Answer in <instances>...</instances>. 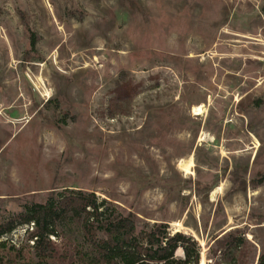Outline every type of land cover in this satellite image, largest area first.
Masks as SVG:
<instances>
[{
  "label": "rangeland",
  "instance_id": "374dc122",
  "mask_svg": "<svg viewBox=\"0 0 264 264\" xmlns=\"http://www.w3.org/2000/svg\"><path fill=\"white\" fill-rule=\"evenodd\" d=\"M66 188L192 236L206 264H257L264 0H0V222ZM28 227L2 237L4 264L36 262ZM50 238L49 261L76 264L81 236Z\"/></svg>",
  "mask_w": 264,
  "mask_h": 264
},
{
  "label": "trees",
  "instance_id": "16d2710c",
  "mask_svg": "<svg viewBox=\"0 0 264 264\" xmlns=\"http://www.w3.org/2000/svg\"><path fill=\"white\" fill-rule=\"evenodd\" d=\"M30 44L33 49V35ZM134 91L135 86L125 79L116 87L118 99L131 98ZM105 202H99L94 192L66 188L61 193L51 190L44 202L27 203L24 212L0 222V264L6 263L3 251L8 245L2 237L20 224L29 225L26 233L27 240L33 241L28 247L37 258L34 264H55L49 261L55 251L50 236L59 232H77L81 236L83 242L75 251L76 264H200V246L192 236L178 231L171 234L164 222L138 229L133 212L111 214ZM231 238L236 240V247L243 245V238ZM231 238H216L215 252ZM178 247L183 249V258L176 257ZM10 248L16 249L13 244ZM23 250L19 246L17 256L23 257ZM257 264H264V229Z\"/></svg>",
  "mask_w": 264,
  "mask_h": 264
},
{
  "label": "bare ground",
  "instance_id": "6f19581e",
  "mask_svg": "<svg viewBox=\"0 0 264 264\" xmlns=\"http://www.w3.org/2000/svg\"><path fill=\"white\" fill-rule=\"evenodd\" d=\"M204 107H206V104L195 105V106L192 107V110H191V111H192V113L195 114V115H201V114H203V112L205 111V110H204ZM193 164H194V162H193V157H192V155H191L190 158H189V160H188L187 162L181 160V161L179 162V167H180V169H182L183 171H186L187 173H191V174H193V170H192V167H191ZM219 188H220L219 186L215 187V188L212 190V195H214V194L218 191ZM180 225H181V224H180ZM200 264H206V258H205L204 253H202V255H201V258H200Z\"/></svg>",
  "mask_w": 264,
  "mask_h": 264
}]
</instances>
